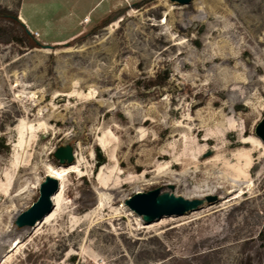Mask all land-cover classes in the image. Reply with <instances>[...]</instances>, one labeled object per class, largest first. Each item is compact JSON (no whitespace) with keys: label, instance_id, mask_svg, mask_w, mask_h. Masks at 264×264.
I'll use <instances>...</instances> for the list:
<instances>
[{"label":"rangeland","instance_id":"1","mask_svg":"<svg viewBox=\"0 0 264 264\" xmlns=\"http://www.w3.org/2000/svg\"><path fill=\"white\" fill-rule=\"evenodd\" d=\"M4 8L43 46L0 16V264H264V0ZM51 167L60 207L18 226ZM156 188L214 192L147 223L125 202Z\"/></svg>","mask_w":264,"mask_h":264},{"label":"water","instance_id":"2","mask_svg":"<svg viewBox=\"0 0 264 264\" xmlns=\"http://www.w3.org/2000/svg\"><path fill=\"white\" fill-rule=\"evenodd\" d=\"M181 4L191 0H175ZM256 135L264 142V116L255 127ZM55 156L61 161L64 158L72 160L70 147H60L56 150ZM58 181L55 178L46 177L40 185V195L27 210L16 217V224L20 227L32 226L53 208L51 195L57 190ZM208 199H210L208 197ZM202 202L201 199H185L169 192H161L160 188L148 192H136L126 200V205L135 213L141 215L144 220L152 221L164 215L183 214L196 209Z\"/></svg>","mask_w":264,"mask_h":264},{"label":"bare ground","instance_id":"3","mask_svg":"<svg viewBox=\"0 0 264 264\" xmlns=\"http://www.w3.org/2000/svg\"><path fill=\"white\" fill-rule=\"evenodd\" d=\"M67 173H68V168H66V167L65 168H61V169H58V168H55V167H51V169L49 170L47 176L55 178L58 181V188L51 195V199H52V202H53V209H51L49 212H47L41 219L37 220L36 223H35L36 226L38 224H40L42 221L47 220L50 217V215H52L55 212V210L60 207V205L62 203V200H63L62 181L65 179ZM213 192H214L213 190H209L207 192H202V193L198 192V193H193L191 195H185V196L180 195V196L184 197L185 199H189V200H191V199H200V198L206 197L207 195H210V193H213ZM52 210H54V211L52 212ZM129 210L132 211L130 208H129ZM192 210H195V209H192ZM192 210H190V211H192ZM187 212H189V211H187ZM173 215H179V214H173ZM167 216H169V215H167ZM152 221H154V220H152ZM152 221H150V222H152ZM147 223H149V222H147ZM34 225H32V226H34ZM18 243L19 242L17 241L14 244V246L16 247L18 245Z\"/></svg>","mask_w":264,"mask_h":264},{"label":"trees","instance_id":"4","mask_svg":"<svg viewBox=\"0 0 264 264\" xmlns=\"http://www.w3.org/2000/svg\"><path fill=\"white\" fill-rule=\"evenodd\" d=\"M0 16H3L5 18H7L8 20L17 23L20 25L21 27V33L19 35H15L12 36L11 39L18 42V43H25L30 47H42L43 44L36 40L31 34L30 32L26 29V27L24 26V24L22 22H20V20L16 17L15 14H13L10 10L8 9H2L0 10ZM109 17H107L106 19H104V21L102 22V25H105L109 22ZM8 39V38H7ZM6 41H10V40H6ZM103 163V159L100 157L97 160V164L101 165Z\"/></svg>","mask_w":264,"mask_h":264}]
</instances>
